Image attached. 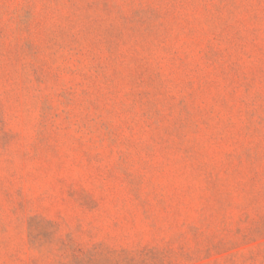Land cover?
<instances>
[{
	"label": "rangeland",
	"instance_id": "374dc122",
	"mask_svg": "<svg viewBox=\"0 0 264 264\" xmlns=\"http://www.w3.org/2000/svg\"><path fill=\"white\" fill-rule=\"evenodd\" d=\"M0 264H264V0H0Z\"/></svg>",
	"mask_w": 264,
	"mask_h": 264
}]
</instances>
